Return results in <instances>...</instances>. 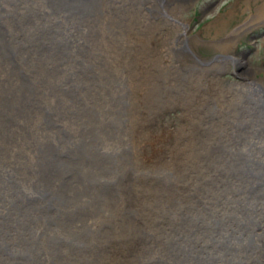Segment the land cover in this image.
<instances>
[{
    "label": "bare ground",
    "instance_id": "obj_1",
    "mask_svg": "<svg viewBox=\"0 0 264 264\" xmlns=\"http://www.w3.org/2000/svg\"><path fill=\"white\" fill-rule=\"evenodd\" d=\"M172 5L0 0V264H264V79L243 66L232 88L205 87L245 61H200L178 36L164 54L191 57L187 77L140 50L156 31L145 12ZM155 56L143 87L139 59ZM171 104L178 141L154 127Z\"/></svg>",
    "mask_w": 264,
    "mask_h": 264
},
{
    "label": "rangeland",
    "instance_id": "obj_2",
    "mask_svg": "<svg viewBox=\"0 0 264 264\" xmlns=\"http://www.w3.org/2000/svg\"><path fill=\"white\" fill-rule=\"evenodd\" d=\"M173 2L172 12L168 11L170 16L163 15L162 10L153 12V16L146 11V17L151 18L152 24H154V36L152 37L148 34L144 35L143 38L139 39V43L142 45L140 50H142L143 45L147 47L154 48L157 52L161 51L163 53V60L167 64H174L177 67V72L183 77L190 72L192 58L185 57L184 62L182 59H178L172 62V57H165L166 49L170 46H175L173 40L178 36V39L185 38L188 40L192 52L200 61H210L215 56L229 53L234 57H242L245 64L239 66L233 64V62L226 64L221 70L217 69V73H209L207 77V86L205 87H215L217 83L224 85L225 87H233L236 82L242 79L241 74L239 73L240 69L244 66L249 68L255 78L264 79V8L261 7L264 4V0H170ZM170 10V9H169ZM149 22V23H151ZM251 22L252 26L247 29L245 32L237 36L235 41H233L229 47L224 51L220 50L215 46V43L221 39H227L234 28L245 23ZM176 44V43H175ZM153 50V51H155ZM73 55V54H72ZM175 56V55H174ZM183 56V55H182ZM195 57V58H196ZM77 56H74L76 59ZM156 58L152 57V59ZM187 59V60H186ZM229 59V58H228ZM82 59L78 57L77 62L79 63ZM137 60V58H136ZM143 69L140 72H143L141 85L143 87L147 86V82L152 80L149 77L151 74L149 72H154L153 64L155 60L153 59L152 63L149 64L148 58L142 60V57L139 59ZM147 60V61H146ZM236 61V60H235ZM212 62V61H211ZM77 63V64H78ZM210 66V65H209ZM176 67H172L175 69ZM211 67V66H210ZM177 78H175L176 81ZM145 81V83H144ZM174 81V82H175ZM54 84H58L54 82ZM175 85V84H174ZM78 86L77 84L72 85ZM79 87V86H78ZM174 87H176L174 89ZM184 88V85L173 86V93L179 94V92ZM200 87V88H205ZM170 100L168 103H177L171 94ZM201 97L199 102L202 106L211 105L213 98L208 91H203L200 93ZM210 96V97H209ZM196 106V105H194ZM181 107H178L176 104H171V107L164 106V108H159L155 121L156 125L155 130L158 133L160 127H166L171 129V132H164L167 138H170L172 141H178L179 138H175L174 135L179 132H185V128L182 124L184 114ZM245 128V126H243ZM170 151V150H169ZM173 151H166L164 153L166 159L167 156L172 158ZM256 237H253L255 239ZM192 242V247L197 245L199 240L196 235H193L189 239ZM251 239L248 240V242ZM78 245V244H77ZM80 245V244H79ZM200 247V246H199ZM190 253L187 252L186 255H182L183 259L188 256ZM157 259L161 260L162 255H158ZM168 256H170L168 254Z\"/></svg>",
    "mask_w": 264,
    "mask_h": 264
}]
</instances>
